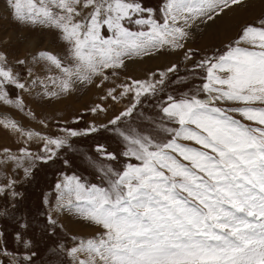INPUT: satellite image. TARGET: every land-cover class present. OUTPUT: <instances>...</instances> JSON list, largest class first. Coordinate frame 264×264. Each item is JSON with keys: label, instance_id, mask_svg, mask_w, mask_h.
Segmentation results:
<instances>
[{"label": "snow or ice", "instance_id": "1", "mask_svg": "<svg viewBox=\"0 0 264 264\" xmlns=\"http://www.w3.org/2000/svg\"><path fill=\"white\" fill-rule=\"evenodd\" d=\"M4 4L17 24L51 31L65 47L63 57L42 50L31 62L17 60L24 66L23 75L0 52V104L23 113L27 106L22 93L52 100L80 85L101 87L133 57L167 50L183 52L184 61H192L193 50L186 47L190 30L211 26L246 7L247 0H163L159 19L140 0ZM37 65L46 69L43 75ZM196 70H204L203 83L179 98L165 95L151 132L121 130L119 124L143 98L164 93L169 74L178 72L176 64L158 77L151 73L109 88L101 99L128 98L130 103L105 125L61 128L64 136L53 137L0 117L4 130L41 144L44 155L27 146L19 154L3 149L0 165L22 170L25 176L37 161L47 163L69 147V138L103 129L122 142L119 155L96 145L102 158L124 160L119 170L111 165L98 169L103 186L76 175H64L55 185V215L47 217L51 231L62 227L57 219L62 214L97 229L90 237L73 238V246L66 249L70 264H264V14L244 24L224 51L196 61L190 71ZM90 111L98 115L106 109L97 104ZM14 184L0 185V194L14 198ZM24 247L22 253L9 252L5 241L0 255L8 264H34L36 253L27 250L31 241ZM0 264L5 261L0 259Z\"/></svg>", "mask_w": 264, "mask_h": 264}, {"label": "rangeland", "instance_id": "2", "mask_svg": "<svg viewBox=\"0 0 264 264\" xmlns=\"http://www.w3.org/2000/svg\"><path fill=\"white\" fill-rule=\"evenodd\" d=\"M140 2L143 6L152 8L156 18H160L158 9L163 0H140ZM258 16L260 14L254 15V19ZM251 22L252 20L247 23ZM129 27L136 30L135 25H129ZM196 30L202 32L203 28H199L197 25ZM191 39L193 38L191 37ZM234 39L232 38L231 42ZM229 43L216 42L211 47L204 48L196 42L192 45L193 48L191 46L193 60L187 62L184 61L183 52L167 50L150 57H133L125 61V67L118 70V76L111 77L101 87H96L94 84L80 85L71 94L52 100L22 93V98L27 106L26 110L22 113L10 106L0 104V117L15 120L27 130L53 137L64 136L61 128L80 130L87 128L90 124L105 125L130 103L128 98H122L119 102L113 101L111 98L101 99L107 95L109 88L122 83H131L132 80L146 79L151 73H156L158 77L160 72L166 71L172 64H176L178 72L169 74L164 93L156 98H143L142 104L137 107L133 115L123 119L119 124L121 130L133 128L151 132L153 122L160 119L158 103L163 100L164 96L171 94L179 98L185 93L195 92L197 86L203 83L200 77H203L205 72L204 70H196L195 73L190 71L194 63L218 50L224 51ZM186 47L188 48V42ZM42 50L50 51L61 57L65 54V47L57 39L55 33L17 24L5 11L4 0H0V52L7 54L10 65L23 75L24 66L16 64V61L26 59L31 62L32 56ZM159 62L162 64L159 65ZM28 66H32L31 63ZM35 68L40 75L46 71L39 65ZM173 81L177 82L173 83ZM10 92L11 96L15 98L16 90L13 89ZM97 104L102 105L106 111L98 115L93 114L90 109ZM41 121H44L47 127H44ZM109 127L112 126L109 125ZM68 143L70 146L60 150L51 161L47 163L37 161L29 176H25L22 170L17 171L0 165V185L15 181L12 191L18 193L14 198L11 194L7 196L0 194V236L3 237L0 239V246L6 241L9 252L22 253L25 251L24 242L31 241V247L27 250L36 253L33 258L34 264H70L66 256V249L73 246V238L78 241L81 238L92 236L97 231L95 227L86 225L72 214L58 216V223L62 227L56 228L54 232L51 231L47 217L49 214L55 215L51 211L58 194L55 185L63 179V176L76 175L81 177L84 182L103 186L105 183L103 174L98 169L111 165L119 170L124 164L122 156L119 161L113 162L102 158L101 153L96 151V145L101 144L108 152H116L119 155L122 151V142L114 132L101 129L91 135L69 138ZM25 146L35 154L44 155L40 152L39 141L26 142L25 138L0 127V158H2L5 148L19 154V149ZM69 222H77L79 224L77 226L81 230L80 233L75 230L70 233L67 230ZM17 233L20 234L19 240L16 239ZM0 259L8 264V260L4 256L0 255Z\"/></svg>", "mask_w": 264, "mask_h": 264}, {"label": "bare ground", "instance_id": "3", "mask_svg": "<svg viewBox=\"0 0 264 264\" xmlns=\"http://www.w3.org/2000/svg\"><path fill=\"white\" fill-rule=\"evenodd\" d=\"M259 14L260 15L264 14V0H247L246 7H244L243 9L237 12L229 13V15L218 20L216 23L212 24L211 26L199 25V28L202 27L203 30L202 32H199V33L194 32L195 34L191 36L193 39L190 38V40L187 41L188 48L189 47L191 48V46L194 45L196 42L200 43L201 46H203L204 48L205 47L209 48L216 42L227 44L231 42L232 38H235L239 28H241L248 21L253 20L254 15H259ZM200 48L203 50L202 47ZM161 62H159V65L162 64ZM130 65L132 66V64ZM77 225H79L77 222L76 223L69 222L67 230L70 233L74 230L76 232L81 231ZM86 231L89 232V230H86Z\"/></svg>", "mask_w": 264, "mask_h": 264}, {"label": "crops", "instance_id": "4", "mask_svg": "<svg viewBox=\"0 0 264 264\" xmlns=\"http://www.w3.org/2000/svg\"><path fill=\"white\" fill-rule=\"evenodd\" d=\"M241 28H242V27H241ZM241 28H239V30H238V32H237V35H238V33L240 32V29H241ZM190 32H191V36H192L193 34H195L194 32L199 33V31L196 30V27L193 28V29H191ZM237 35L235 36V38L237 37ZM190 38H191V37H190ZM206 48H207V47H206ZM246 123H247V122H246Z\"/></svg>", "mask_w": 264, "mask_h": 264}]
</instances>
